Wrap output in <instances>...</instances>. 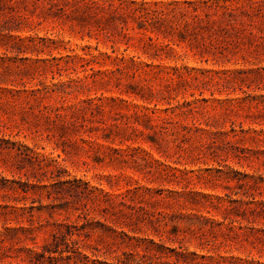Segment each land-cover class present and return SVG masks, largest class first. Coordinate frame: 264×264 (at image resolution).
<instances>
[{
	"label": "rangeland",
	"instance_id": "374dc122",
	"mask_svg": "<svg viewBox=\"0 0 264 264\" xmlns=\"http://www.w3.org/2000/svg\"><path fill=\"white\" fill-rule=\"evenodd\" d=\"M0 264H264V0H0Z\"/></svg>",
	"mask_w": 264,
	"mask_h": 264
}]
</instances>
